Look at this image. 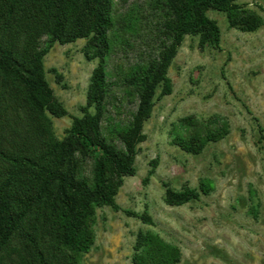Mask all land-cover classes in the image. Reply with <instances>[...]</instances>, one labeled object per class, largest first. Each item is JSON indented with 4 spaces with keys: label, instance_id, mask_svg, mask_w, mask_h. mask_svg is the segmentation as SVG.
I'll return each instance as SVG.
<instances>
[{
    "label": "trees",
    "instance_id": "1",
    "mask_svg": "<svg viewBox=\"0 0 264 264\" xmlns=\"http://www.w3.org/2000/svg\"><path fill=\"white\" fill-rule=\"evenodd\" d=\"M160 4L159 48L133 65L123 80L135 92L138 106L127 124L112 130L118 147L102 128L113 0H0V264H82L95 244L97 210H119L116 196L124 178L137 174L138 146L147 139L144 126L156 102L173 92L169 69L185 38L199 37L201 50L208 46L221 50V29L208 16L210 10L226 14L230 27L242 32L253 33L264 25L258 13L237 0H161ZM79 39H87L85 57L98 59V65L83 116L73 118L60 140L52 117L63 118L68 112L46 79L44 58L52 44ZM183 121L195 125L189 118ZM228 134L229 124L223 121L215 130L178 135L174 142L199 155ZM155 168L156 162L146 182ZM213 189L207 179L199 190L167 187L165 202L183 206ZM126 213L144 225L154 223L147 213ZM181 257L180 248L160 235L138 232L132 264H180Z\"/></svg>",
    "mask_w": 264,
    "mask_h": 264
},
{
    "label": "rangeland",
    "instance_id": "2",
    "mask_svg": "<svg viewBox=\"0 0 264 264\" xmlns=\"http://www.w3.org/2000/svg\"><path fill=\"white\" fill-rule=\"evenodd\" d=\"M161 0H113V41L108 59L109 92L102 123L105 136L127 124L138 106L124 85L130 68L159 48ZM264 20V0H237ZM222 34L221 50H201L199 37L187 36L169 69L173 92L156 102L138 146L137 174L125 177L116 196L119 210H97L95 244L82 264H132L139 231H152L181 250L180 264H264V25L253 33L231 28L226 14L210 10ZM44 42L47 38L43 39ZM87 39L52 44L44 58L46 79L67 110L52 117L63 139L74 117L83 116L98 59L85 57ZM160 91L157 92V97ZM93 109L91 110V112ZM191 119L185 123L184 119ZM223 121L229 134L193 155L175 144L178 135L205 133ZM156 168L149 181V172ZM90 164L86 167L89 174ZM214 186L209 195L183 206L165 202L167 187L199 190L202 180ZM149 214L144 225L127 214Z\"/></svg>",
    "mask_w": 264,
    "mask_h": 264
}]
</instances>
